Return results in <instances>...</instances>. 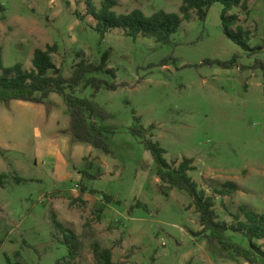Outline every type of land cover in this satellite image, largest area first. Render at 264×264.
Instances as JSON below:
<instances>
[{"label": "rangeland", "instance_id": "rangeland-1", "mask_svg": "<svg viewBox=\"0 0 264 264\" xmlns=\"http://www.w3.org/2000/svg\"><path fill=\"white\" fill-rule=\"evenodd\" d=\"M90 1L98 8L105 2ZM114 1L117 15L183 17V0ZM245 1L247 11L231 12L240 18L233 30L240 27L255 51L225 35L221 4L204 21L192 12L171 43L161 45L120 29L102 38L89 0H0L5 67L31 71L36 50L55 47L52 60L69 78L77 64L100 63L109 53L117 78L98 77L119 86L104 87L95 98L90 88L77 92L106 115L97 124L116 129L104 136L111 154L74 140L68 107L57 94L47 105L0 102V175L8 178L0 188V264L61 262L68 248L55 217L80 239L77 264H98L96 243L112 251L113 264H249L197 236L203 227L192 199L161 182L153 156L130 132L153 125L145 135L166 150L170 164L193 159L189 175L215 197L220 221L237 225L242 205L264 214V0ZM235 57L228 69L207 64ZM228 182L238 189L221 196ZM228 236L250 247L242 234ZM256 243L264 251V240Z\"/></svg>", "mask_w": 264, "mask_h": 264}, {"label": "trees", "instance_id": "trees-1", "mask_svg": "<svg viewBox=\"0 0 264 264\" xmlns=\"http://www.w3.org/2000/svg\"><path fill=\"white\" fill-rule=\"evenodd\" d=\"M215 4L223 6L221 21L225 35L243 49L255 51L249 46L246 33L240 27H237L238 31L236 32L233 30L238 25L240 18L231 12L235 8L247 11L248 3L245 0H183L180 9L183 17L165 11H159L151 17H147L140 10H135L128 15H117L111 10L116 5L114 0H105L101 8H98L90 0L88 2L89 12L97 21L95 30L102 38L108 32L120 29L135 40L140 36L155 38L161 45L171 43L172 37L178 33L181 24L191 18L192 12H196L198 18L204 21ZM55 51V47L36 50L31 71L24 70L21 65L5 67L3 55L0 52V102L23 101L36 105H47L51 101V96L57 94L63 97L68 107L71 117L70 133L74 140L89 144L106 154H111L110 146L104 140V136L115 134L116 129L97 124V119L104 118L106 115L103 116V112L97 108L92 99L77 96L80 88H82L81 91L92 89V98H95L104 87L117 90L118 85H110L107 80L98 77L99 74L104 73L113 79L117 78L116 72L108 68L109 53L104 54L100 63L82 61L74 67L72 75L67 78L64 76L62 68L57 67L52 60V54ZM236 62L237 57L230 62L209 61L207 64L228 69ZM260 66L264 71V64ZM136 121L140 122V118H137ZM152 129H154L153 125L149 130ZM149 130L140 126L133 127L130 132L142 139L146 149L153 156L157 165V176L161 182L168 188L181 189L192 199L203 227L197 236L202 235L210 243H218L223 251H231L249 264H264V251L256 243V241L264 240V214L242 205L240 214L234 215L238 222L237 225L220 221L215 209V197L209 196L206 191L201 190L198 183L189 175L195 170L193 159L184 158L178 166L170 164L165 158L166 150L158 142L146 137L145 134ZM6 179L8 178L5 174L0 175V188L5 187ZM16 182L21 184L25 180L17 177ZM237 189V185L228 182L218 193L221 196H226ZM136 208H141L140 204H137ZM243 217L245 220H242ZM54 225L68 248V255L58 264H77L81 254V242L78 235L73 229L61 223L57 217L54 219ZM229 232L242 234L249 240L250 247L246 248L238 242L231 241L228 236ZM93 247L98 264H113L111 250L101 249L98 243Z\"/></svg>", "mask_w": 264, "mask_h": 264}]
</instances>
